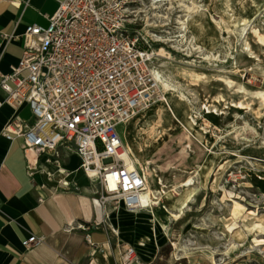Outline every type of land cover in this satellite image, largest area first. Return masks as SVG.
<instances>
[{
    "label": "rangeland",
    "instance_id": "1",
    "mask_svg": "<svg viewBox=\"0 0 264 264\" xmlns=\"http://www.w3.org/2000/svg\"><path fill=\"white\" fill-rule=\"evenodd\" d=\"M195 3L221 34L213 50L199 45L185 25L198 10H189L194 0H135L132 9L130 27L147 35L155 72L185 93L191 116L215 140L208 148L182 127L152 154L159 204L134 211L142 243L155 247L152 262L144 264H214L212 257L216 264H264V167L257 164H264V7L247 23L232 25L220 0ZM210 161L212 173L202 186L199 171ZM51 164L59 184L62 168ZM191 178L197 190L179 205Z\"/></svg>",
    "mask_w": 264,
    "mask_h": 264
},
{
    "label": "built area",
    "instance_id": "2",
    "mask_svg": "<svg viewBox=\"0 0 264 264\" xmlns=\"http://www.w3.org/2000/svg\"><path fill=\"white\" fill-rule=\"evenodd\" d=\"M134 3L61 1L47 27L27 25L19 63L1 75L4 103L14 110L27 105L34 117L33 122L12 121L3 134L21 138L40 168L53 162L61 166V151L77 153L103 217L98 224L121 208L145 207L148 179L119 127L164 98L148 37L130 27ZM59 186L71 182L64 179ZM86 238L93 244L91 234ZM43 241L31 237L26 244ZM123 264H143L135 246L126 247Z\"/></svg>",
    "mask_w": 264,
    "mask_h": 264
},
{
    "label": "crops",
    "instance_id": "3",
    "mask_svg": "<svg viewBox=\"0 0 264 264\" xmlns=\"http://www.w3.org/2000/svg\"><path fill=\"white\" fill-rule=\"evenodd\" d=\"M61 1L0 0V82L1 75L11 73L24 53L27 25L47 27ZM5 36L11 39L7 41ZM5 97L0 88V264H123L129 245L140 251L143 264L151 263L154 242L142 243L134 211L121 208L109 221L98 224L103 217L90 187H80L74 177L70 187L61 188L53 181L52 164L38 167L21 138L5 137L3 131L12 121L34 120L29 106L14 110L4 103ZM60 160L59 182L66 179L63 172H73L81 163L77 153L66 151H61ZM36 173L44 179L38 180ZM87 234H91L93 244ZM31 237H43L44 241L28 246L26 241Z\"/></svg>",
    "mask_w": 264,
    "mask_h": 264
},
{
    "label": "bare ground",
    "instance_id": "4",
    "mask_svg": "<svg viewBox=\"0 0 264 264\" xmlns=\"http://www.w3.org/2000/svg\"><path fill=\"white\" fill-rule=\"evenodd\" d=\"M220 1L232 25L247 23L254 13L264 7V0ZM251 1H253V5H251ZM195 7L198 8L196 15L189 16L185 25L194 32L195 39L199 45H205L208 49L213 50L221 37L220 32L214 24L216 22L207 11L202 12L200 6L194 0V7H189V10H193ZM164 51L162 49L161 53ZM155 73L157 79L163 83L165 89L163 100L143 110L128 123L123 132L127 146L134 157L135 164L141 169H147L145 174L148 179V190L142 195L145 207L141 210L159 204L156 199L160 196L161 189L153 183V181L156 182L154 178L156 176L158 178V175H156L157 171L154 165L151 164V158L152 154L160 149L168 135L185 127L208 148H211L215 142L207 134L206 128L199 127L196 120L191 116L190 100L185 93H181L174 83L170 81L163 82L161 74L159 72ZM212 164L213 161L204 164L199 171L202 176V186L208 184V177L212 173ZM257 164L259 167H264V164L261 162ZM72 171L70 173L63 172V175L66 176V181L69 182L75 177L79 180L80 187L88 188L89 180L80 165L74 166ZM49 176L47 174V178ZM222 176V172L217 174L213 182L214 188L219 187ZM92 177L96 180L95 176ZM36 178L40 181L44 179L41 173H36ZM184 185L188 187L182 197L177 200L179 205L185 204L184 196L190 197L197 190V187H194L195 180L193 178L186 180ZM242 236H244V233L240 232L238 237ZM211 259L216 264L214 257Z\"/></svg>",
    "mask_w": 264,
    "mask_h": 264
}]
</instances>
